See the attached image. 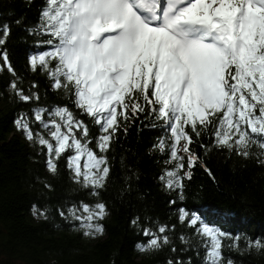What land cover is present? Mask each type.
I'll return each instance as SVG.
<instances>
[{"label": "snow or ice", "instance_id": "snow-or-ice-1", "mask_svg": "<svg viewBox=\"0 0 264 264\" xmlns=\"http://www.w3.org/2000/svg\"><path fill=\"white\" fill-rule=\"evenodd\" d=\"M29 32L49 37L38 43L52 46L28 56L31 70L44 72L51 87L63 90L77 111L67 105H38L31 109L32 118L21 113L15 124L29 142L46 150L49 172L56 174L59 160L67 157L72 180L89 195L99 197L106 187L107 153L141 115L161 121L170 132L168 140L161 138L153 148L167 151L165 163L173 166L160 179L180 200L184 177L190 178L189 169L199 160L191 146L205 135L209 143L201 147L256 156L264 166V0H44ZM9 34L4 25L3 36ZM2 56L0 67L15 74L7 53ZM10 87L23 102L40 100L37 92L26 94L15 80ZM81 116L93 122L98 135L93 136ZM57 211L74 227L78 222L88 238L105 231L100 221L108 210L102 200H81ZM46 212L33 206V215L47 218ZM178 213L196 242L181 235L188 248L173 245L172 251L195 246L197 255L203 252L200 264H225L224 238L238 247L240 236L183 207ZM132 224L138 225L139 218ZM141 231L147 237L136 245L141 252L172 244L165 224ZM247 243L249 249H264V240ZM167 264L185 261L178 256ZM188 264H195L191 257ZM227 264L233 261L229 258Z\"/></svg>", "mask_w": 264, "mask_h": 264}, {"label": "trees", "instance_id": "trees-1", "mask_svg": "<svg viewBox=\"0 0 264 264\" xmlns=\"http://www.w3.org/2000/svg\"><path fill=\"white\" fill-rule=\"evenodd\" d=\"M44 0H0V64L7 53L15 74L7 67L0 71V264H167L171 258L181 257L188 264L189 257L200 264L193 246L188 251L180 236L193 240V229L179 221L178 209L202 216L233 237L240 236L238 247L232 239L223 240L225 264H264V249L248 248V240H264V166L256 156L245 158L214 147L204 148L209 136L196 140L191 146L199 160L184 177V199L165 187L160 179L167 168V151L153 148L160 139L168 140V132L161 121L141 115L130 123L128 131H121L107 155L110 174L99 197L89 195L74 183L66 167L67 157L59 160L56 174L46 167V150L29 142L17 129L15 120L21 113L30 118L31 109L67 105L77 111L63 90L51 87L50 79L42 71H32L28 56L50 50L51 45L38 43L47 36L29 32L38 22ZM20 21V23H17ZM10 34L3 36V26ZM26 94L37 92L40 100L23 102L10 87L13 81ZM37 87L33 89L32 83ZM47 118V117H45ZM96 136L98 128L84 116ZM34 130H40L33 124ZM95 147V145H93ZM257 153V148L252 149ZM209 172L211 175H209ZM51 185V187H46ZM83 200L95 203L102 200L108 214L100 221L104 233L88 238L73 223L60 217L57 209ZM174 201V203H171ZM47 209L46 216L33 215V206ZM139 218V224L132 221ZM169 228L172 244L155 252H141L136 245L146 243L141 231L158 225ZM175 226L174 228L172 226Z\"/></svg>", "mask_w": 264, "mask_h": 264}, {"label": "rangeland", "instance_id": "rangeland-1", "mask_svg": "<svg viewBox=\"0 0 264 264\" xmlns=\"http://www.w3.org/2000/svg\"><path fill=\"white\" fill-rule=\"evenodd\" d=\"M2 57V59H3V56H1ZM3 62V61H2ZM4 63V62H3ZM0 66H2L1 64H0ZM4 68L6 67V66H3ZM2 67H0V71H2V69H4V68H2Z\"/></svg>", "mask_w": 264, "mask_h": 264}]
</instances>
